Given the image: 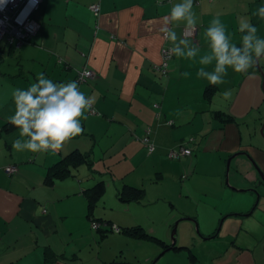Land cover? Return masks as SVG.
I'll return each instance as SVG.
<instances>
[{
    "label": "crops",
    "instance_id": "crops-1",
    "mask_svg": "<svg viewBox=\"0 0 264 264\" xmlns=\"http://www.w3.org/2000/svg\"><path fill=\"white\" fill-rule=\"evenodd\" d=\"M179 2L42 0L34 14L39 32L20 47L4 50L0 61V264H159L167 252L178 256L183 249L169 250L157 258L170 241L148 234L139 223L120 225L112 221L113 216L107 219V205L102 200L109 189L120 206L131 204L117 199V188L130 185L127 178L140 169L138 185L144 188L147 181L151 187H161V162L167 161L169 149L178 148L180 140L189 137L194 138L189 144L193 155L181 159L180 165L192 174L183 185L186 189L191 186V192L196 184L201 189L196 188L200 195L195 205L190 203L196 209L184 210L182 216L198 221L199 202L201 215L207 214L200 229L203 240L222 235L224 247L202 258L190 250L194 258L187 261L264 264V182L250 163L253 161L264 175V138L259 135L264 122V57L258 59L261 70L255 63L247 73L228 68L225 84L212 85L197 77L201 67L206 71L214 68L215 62L207 66L199 63L210 53L204 35L210 21L219 15L238 47L243 35L239 32L240 17H248L258 28L257 35L264 38V20L252 15L264 6V0H194L192 11L198 29L189 39L200 50L194 59L174 56L167 74L160 76L156 67L162 62V48L172 46L159 32L161 19ZM93 4L99 6L97 16L89 8ZM169 27L183 38V22ZM83 69L92 70L95 77L79 82L77 72ZM38 72L56 83L77 81L80 90L94 98L87 119L81 120L84 131L56 152L33 153L12 147L20 137L8 120L15 113L11 90L26 89ZM185 72L187 77L182 75ZM207 86L214 88L208 90L209 95L205 93ZM225 91L231 93L227 98ZM216 110L234 122L223 123L215 116ZM168 121L172 126L166 124ZM146 136L154 146L149 156ZM73 152L85 156V161L74 167L65 162L68 171L64 176L52 174L47 179L49 168ZM241 152L249 159L233 157L226 174L227 160ZM9 165L17 166L16 174L3 172ZM100 181L105 192L98 204L103 205L92 212V218L108 221L119 230L137 228L134 236L91 227L85 193ZM149 188H145V195H151ZM251 190L258 193V201L257 193ZM108 239L118 241L119 246L109 247V254L107 244L101 246ZM144 241L155 245L154 249L142 251L134 261L116 258L117 250L124 251L122 246L133 243L142 247ZM177 246L189 248L183 243ZM185 250L189 257V250ZM160 264L187 262L169 258Z\"/></svg>",
    "mask_w": 264,
    "mask_h": 264
},
{
    "label": "clouds",
    "instance_id": "clouds-1",
    "mask_svg": "<svg viewBox=\"0 0 264 264\" xmlns=\"http://www.w3.org/2000/svg\"><path fill=\"white\" fill-rule=\"evenodd\" d=\"M6 2L7 0H0V5ZM193 3L194 0H181L173 4L169 14L161 19L159 32L172 45L168 49L169 58L176 56L194 59L200 50L189 39L197 27V18L192 11ZM252 15L264 20V6L258 7ZM180 22L184 23L183 38L178 37L169 27ZM238 24L239 32L243 34L239 47L227 34L219 15L210 21L204 32L210 53L203 55L199 63L207 66L215 62L214 68L206 71L201 67L197 71L198 78H204L212 85L225 84L228 68L236 73H247L256 60L264 57V38L257 35L258 28L248 17H240ZM182 75L187 77L189 73ZM81 78L83 79V75ZM230 95V91H225L226 98ZM11 98L15 113L8 120L19 130L20 137L13 141L12 147L17 151L27 150L33 153L59 151L64 142L81 134L84 131L81 120L87 119L86 113L94 104V98L86 96L77 81L56 83L42 72L36 74L35 82L26 89L13 88Z\"/></svg>",
    "mask_w": 264,
    "mask_h": 264
},
{
    "label": "rangeland",
    "instance_id": "rangeland-1",
    "mask_svg": "<svg viewBox=\"0 0 264 264\" xmlns=\"http://www.w3.org/2000/svg\"><path fill=\"white\" fill-rule=\"evenodd\" d=\"M166 160L167 161L165 162H161L162 170H164L162 175L163 178L160 180L161 187H151V183L148 185V182L146 181L144 183L145 186H143V189L145 190V188H148L149 186L152 190L151 195H145L140 204L131 203L125 206H120L114 201L115 197L113 196L112 192L108 189L109 195H107L106 190V194L104 196L105 199H103L102 201H105L107 205V219L108 217L113 216L112 221L119 223L120 225H122L123 223H125V225H134L136 223H139L141 224V227H143L145 232H147L148 234L169 242L171 239V232L174 223L179 219H182V217H186L182 216L184 215L183 211H186L187 209H196V207L194 208V206L192 205H195V203L197 202L198 197L200 195L199 190L201 188L199 187V184H196L194 186L195 189H193L192 192L191 186L186 189L185 185H183L186 180H182L181 176L184 173L187 174L188 171L187 169H185V166L181 167V160L169 159L168 157L166 158ZM250 163L257 175L259 176L257 170L258 168L256 167V165L254 166L252 162ZM142 172V169L135 172L131 178H127V182L130 185H133V183L136 184V186L133 187L141 188L142 186L138 185V182L141 181L139 175ZM121 187L122 184H120L117 189L119 190L121 189ZM112 188L113 190L116 189L114 186ZM196 188H199V190ZM190 203H192V205ZM102 205L103 204L100 203L99 207H97L96 210L99 211V208H102ZM198 205L200 206L197 209V211H199V214L196 213L198 215L196 216L199 219L198 221L194 219L198 224V231L196 230L195 223L188 220H181L178 223L175 238L176 246L181 245V243H183L184 245L188 246L190 250H192V253L197 258H202L210 256L212 254V251L215 249H222L224 247V244L223 238L220 239L221 237H223L222 235L213 239L203 240L204 238L201 235L200 229H202V227L204 226L203 224L205 223L207 214L206 216L201 215L202 213L200 212L202 211V207L199 202ZM97 238H99V235L97 236ZM229 241L231 240L229 239ZM146 242L147 241H144L142 247H139V245L136 244L135 246H132L133 243L122 246L124 251L119 252V250H117L116 255L118 256L116 258L119 257L120 260L126 259L134 261V257L136 255H140L139 253H142V251L149 252L154 249L155 245L150 246L147 245ZM105 244H107V254H109V247H119L118 241H114L113 239H108L107 243H102V248H104ZM97 247L98 245L94 246V250ZM161 252L162 251L160 250L157 256ZM172 254L174 253L167 252L160 258V261L158 263L160 264L163 260L173 258L176 260L181 259L183 262H187V264H189V262L187 261L189 259L187 250L183 249L180 251V253H176L179 254L176 257H174V255ZM114 255L115 254H113L112 257H114Z\"/></svg>",
    "mask_w": 264,
    "mask_h": 264
},
{
    "label": "trees",
    "instance_id": "trees-1",
    "mask_svg": "<svg viewBox=\"0 0 264 264\" xmlns=\"http://www.w3.org/2000/svg\"><path fill=\"white\" fill-rule=\"evenodd\" d=\"M209 1H212V0H209ZM40 5H41V3H40ZM40 5H39V8H40ZM39 8H38V10H39ZM37 10V11H38ZM36 11V12H37ZM36 12H34L33 13V15H32V19L33 20H35V18H34V14L36 13ZM94 15V14H93ZM95 16V15H94ZM36 21V20H35ZM37 22V21H36ZM38 23V22H37ZM38 25H39V29H38V31H37V33L39 32V30H40V24L38 23ZM197 29L198 28H196V32H197ZM196 32H195V34H196ZM36 33V34H37ZM35 34V35H36ZM34 35V36H35ZM34 36H32V37H34ZM32 37L31 38H29V40L30 39H32ZM29 40H27L26 42H28ZM26 42H24V43H26ZM23 43V44H24ZM22 45V44H21ZM170 47V46H169ZM16 48H18V47H15L14 45H10L8 42H7V40L6 39H3V40H0V61L1 60H3V53H4V50H8V49H16ZM174 58V56H172L171 58H169V59H167L166 60V65H167V67L165 68V67H162V66H160V65H158L157 67H156V71H158L159 72V74H160V76H165L166 74H167V69H168V64H169V61L171 60V59H173ZM59 62H61V60H59ZM83 70H89V69H83ZM83 70H81V71H79V72H77V80L79 81V82H85V81H87V80H91V79H93V78H88V79H80V73L83 71ZM213 87L212 86H207L206 88H205V93L207 92V95H209V91L212 89ZM214 89V88H213ZM209 90V91H208ZM211 98V97H210ZM210 98H208V99H210ZM209 102V101H208ZM92 109V108H91ZM215 116L217 117V118H219V119H221V121L223 122V123H228V122H234V120H233V118L231 117V116H229V115H227L226 113H224V112H221V111H219V110H216L215 112ZM168 126H172V122L171 121H168L167 123H166ZM147 137V136H146ZM145 137V139H144V143L146 144V146H147V152H148V156L150 155V154H152L153 153V151H154V146H153V144L150 142V140H149V138L147 137L146 138ZM145 140L147 141V142H145ZM192 142H194V138L193 137H189V138H186V139H182V140H180V143H179V146H178V148H176V149H169L168 150V152H167V157L169 158V159H174V160H181V159H184V158H191V156L193 155V150H192V148L189 146V144H191ZM192 145V144H191ZM150 148H152L151 150H150ZM187 149V150H189L190 151V154L189 155H179V156H177V157H174V158H172V157H170L169 156V154H170V152H172V151H174V152H179L181 149ZM83 159V160H82ZM79 161H85V156H83V155H77L75 152H73V153H71L70 155H68V156H66L63 160H61L60 162H58L57 164H55L53 167H50L49 168V170H48V173H47V179H51L53 176H52V174L53 175H59V176H64L66 173H67V169L64 167L65 166V164L66 163H68V162H70V164H73V167L75 166L74 164H77ZM66 162V163H65ZM9 166H13V167H15L16 168V171L15 172H13V173H11V174H9V173H7V172H5V168L6 167H8V166H5L4 168H2V170H3V172H5L6 174H8L9 176L10 175H14V174H16L17 173V171H18V169H17V166L16 165H9ZM187 171H188V173L187 174H182V176H181V179L183 180H187V179H189V177L191 176V169L189 170V169H187ZM261 180V179H260ZM104 192H105V186H104V182L103 181H100V182H98V183H96L95 184V186H93L92 188H90V189H88V190H86V193H85V195H86V200H87V212H88V215H89V217L91 218V227H92V222H94V223H98L99 224V227H98V229L97 230H104V232H109V231H112V232H115L114 231V229L112 228V226L113 225H110V223L108 222V221H104V220H99V219H94V218H92V212L95 210V209H97V207L99 206V204H98V202H99V200H100V198L103 196V194H104ZM145 197V191H144V189L141 187H139V188H136V187H133V186H131V185H128V184H124V185H122V187H121V189L118 191V194H117V199L119 200V201H121V202H124V203H138V204H140L141 202H142V200H143V198ZM93 228V227H92ZM93 229H95V228H93ZM135 229H137V228H134V227H128V228H121L119 231L120 232H122L123 234H128V235H133L134 236V234L133 233H135ZM144 236H146V237H148V235H146V234H144ZM149 239H152V241H156V242H159V243H162V241L161 240H159V239H157V238H155V237H149ZM164 245H165V243H164ZM169 246L168 245H166V247H165V249H167ZM174 250H176V249H188L189 250V259L190 260H193V255H192V253L190 252V248H182V247H178V246H175L174 248H173ZM46 255V258L48 259H50L51 258V256H49L47 253L45 254Z\"/></svg>",
    "mask_w": 264,
    "mask_h": 264
},
{
    "label": "built area",
    "instance_id": "built-area-1",
    "mask_svg": "<svg viewBox=\"0 0 264 264\" xmlns=\"http://www.w3.org/2000/svg\"><path fill=\"white\" fill-rule=\"evenodd\" d=\"M42 0H7L5 4L0 5V40L6 39L10 45L15 47H20L21 44L29 40L34 36L38 29V23L32 19V15L39 8ZM95 16L99 13L98 4H93L89 7ZM195 33L190 36L193 37ZM163 36V34H162ZM184 36V30H183ZM166 41V40H165ZM171 47L164 46L161 51L162 62L161 65L164 67L168 57V49ZM88 73L90 75H84ZM80 79L93 78L95 76L92 70H83L80 74ZM145 142H147L145 140ZM152 148H150L151 150ZM190 151L187 149H181L179 152H170L169 156L174 158L179 155H189ZM16 171V168L13 166H8L5 168V172L11 174ZM92 227L98 229L99 224L92 222ZM115 231H119L116 226H112Z\"/></svg>",
    "mask_w": 264,
    "mask_h": 264
},
{
    "label": "water",
    "instance_id": "water-1",
    "mask_svg": "<svg viewBox=\"0 0 264 264\" xmlns=\"http://www.w3.org/2000/svg\"><path fill=\"white\" fill-rule=\"evenodd\" d=\"M255 66H256L259 70H261L260 67H259V65H258V60H256V62H255ZM261 73H262V76L264 77L262 71H261ZM263 90H264V87H263ZM260 135L264 138V122L262 123L261 128H260ZM239 155L247 156L246 153L241 152V153H237V154L233 155L231 158H229V159L227 160V165H226V174H227L228 171H229V165H230V161H231V159H232L233 157H236V156H239ZM247 158L249 159L248 156H247ZM252 164L255 166V163H253V161H252ZM257 170H258L259 178L261 179V181L264 182V175L261 173V171H260L259 169H257ZM226 177H227V175H226ZM226 184L229 186L227 179H226ZM230 188H231V187H230ZM231 189H233V190H235V191H239V192H244V191H245V190H237L236 188H231ZM251 191H254L255 193H257L255 190H251ZM256 195H257V201H258V198H259L258 196H259V195H258V193H257ZM257 201L255 202L254 206L252 207L253 210H254V208L257 206ZM181 220H188V221H191V222L195 223L196 230L198 231V224L196 223V221H195L193 218H185V217H184V218H182V219H179V220L176 221V222L174 223V225H173L172 232H171V239H170L169 247H168L167 249H165L164 251H162V252L157 256V258L161 257L165 252H167V251H169V250H172V249L176 246V238H175V236H176V230H177L178 223H179ZM218 231H219V230H218ZM218 231L216 232V234L218 233ZM212 237H213V236H212ZM157 258H156V259H157Z\"/></svg>",
    "mask_w": 264,
    "mask_h": 264
}]
</instances>
